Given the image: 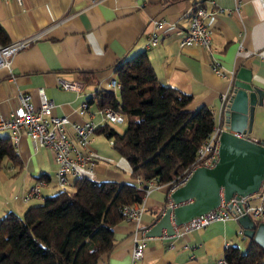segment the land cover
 I'll return each instance as SVG.
<instances>
[{
	"label": "crops",
	"instance_id": "obj_1",
	"mask_svg": "<svg viewBox=\"0 0 264 264\" xmlns=\"http://www.w3.org/2000/svg\"><path fill=\"white\" fill-rule=\"evenodd\" d=\"M206 6L211 11L206 22L213 29V55L230 72L227 76L211 67L208 48L181 44L191 22L193 0L167 4L164 0H23L22 4L0 0V23L9 40L41 31L37 40L13 56L10 67H0V114L8 115L16 108L20 91L29 92L39 105L38 88L43 86L55 102L54 113L65 114L72 122L94 120L99 125L105 121L98 91L114 89L110 82L117 79L118 60L147 49L165 85L193 94L192 108L207 104L219 116L221 95L232 88V71L245 65L251 68L254 81L264 87V0H207ZM155 18L165 22L159 30V41L148 46ZM80 70H91L93 79L82 78ZM59 77L81 80L82 87H61ZM114 90L119 94L120 86ZM84 103L86 110L81 112ZM124 121L112 123L122 130L127 126V119ZM68 129L74 136L72 123ZM251 134L264 137V108L257 114ZM0 136L10 137L18 156V161L8 154L0 159L1 219L9 210L23 213L59 188L57 161L50 148L37 146L25 131L16 139L12 127H0ZM84 150L95 161L87 176L99 181L132 180V166L113 146V137L95 132ZM40 180L42 195L27 199L31 186ZM254 197L259 199L254 201ZM166 202L165 185L146 193L140 222L125 217L116 225V245L101 255L100 264H217L225 255L227 242L241 248L236 233L242 224L236 218L213 220L185 233L167 231L166 236L165 228L161 234L148 235V228ZM252 202H264V191L254 194ZM138 225L139 234L146 229L147 246L144 256L134 259ZM249 243L248 237L246 247Z\"/></svg>",
	"mask_w": 264,
	"mask_h": 264
},
{
	"label": "trees",
	"instance_id": "obj_2",
	"mask_svg": "<svg viewBox=\"0 0 264 264\" xmlns=\"http://www.w3.org/2000/svg\"><path fill=\"white\" fill-rule=\"evenodd\" d=\"M206 2L193 0L196 6ZM5 33L0 23L3 43L10 41ZM115 70L120 93L101 89L98 99L102 108L124 109L127 126L121 131L105 121L95 132L113 137V146L132 166V180L78 176L73 190L60 188L23 213L9 210L0 219V264H100L101 255L116 245L115 227L125 218L124 204L143 201L145 189L137 185V177H156L168 191L173 179L191 166L214 126L212 108H192L193 94L165 85L147 49L118 60ZM80 75L93 79L91 70H80ZM6 154L18 161L10 137L0 136V159ZM224 256L230 264H264V247L250 238L246 250L230 244Z\"/></svg>",
	"mask_w": 264,
	"mask_h": 264
},
{
	"label": "built area",
	"instance_id": "obj_3",
	"mask_svg": "<svg viewBox=\"0 0 264 264\" xmlns=\"http://www.w3.org/2000/svg\"><path fill=\"white\" fill-rule=\"evenodd\" d=\"M20 4L23 0H17ZM95 1V0H94ZM211 11L206 5H194L191 15V22L186 28L181 44H199L208 48L212 54L210 61L211 67L222 76L230 75V72L224 69L219 58L213 55L214 48L212 46V27L206 22V18ZM165 20L162 18L154 19V28L150 32L148 46L156 44L159 41V30L164 26ZM41 36V31H36L20 38L12 39L9 42H0V67L11 66L13 56L20 50L27 47L33 41ZM232 76L234 71L231 72ZM61 87L79 90L82 87L81 80H68L62 77L58 78ZM110 86L114 89L120 86L118 79L114 78L110 82ZM40 94V104L36 105L29 92L20 91L17 95L18 105L8 115L0 114V127H12L14 129V137L18 139L20 132L25 131L36 143L37 146H46L50 148L55 155L57 161V182L64 190H72L73 180L78 176L86 175L92 172L95 161L90 152L84 149L89 145L92 136L95 133L98 123L94 120H86L83 122H72L69 116L65 114H57L53 112L55 102L50 98L43 86L38 88ZM229 93L224 92L221 95V106L219 116L213 110L214 126L208 133L203 143L199 146L197 154L191 166L186 172L175 179L168 189V196L171 197L172 191L184 183L194 168L199 165L212 166L215 164L218 154L220 137L224 129L222 113L227 102ZM86 110V103L83 104L81 112ZM104 121L118 122L127 119V112L120 108L108 105L101 109ZM72 123L74 128V136L71 135L68 124ZM43 181L31 186L26 194V198L32 196H41V184ZM137 185L145 189V194L155 187L164 186L165 183L158 178L137 177ZM260 191H264V178L262 180ZM253 194L240 195L233 194L228 200L222 197L221 203L202 213L192 216L190 219L175 225L174 233H185L194 228L207 225L213 220H226L236 218L243 214L249 213L256 220H264V202H252ZM170 203L173 200L170 198ZM125 217L140 222L142 214L145 210V204L141 202H128L123 206ZM141 227L138 225L134 234L133 258L139 259L144 256L147 241L144 229L139 234ZM240 234H244L243 226L239 229ZM165 235L169 233L165 231ZM226 243V248L230 245ZM217 264H230L226 256H222L217 260Z\"/></svg>",
	"mask_w": 264,
	"mask_h": 264
},
{
	"label": "water",
	"instance_id": "obj_4",
	"mask_svg": "<svg viewBox=\"0 0 264 264\" xmlns=\"http://www.w3.org/2000/svg\"><path fill=\"white\" fill-rule=\"evenodd\" d=\"M264 108V87L253 79L251 68L242 65L233 74L232 88L223 110L219 154L214 165H199L189 178L168 196L148 235L173 233L175 225L218 206L222 197L259 194L264 178V140L252 136L257 114ZM170 198L174 204L170 203ZM238 221L244 236L264 247V220L243 213Z\"/></svg>",
	"mask_w": 264,
	"mask_h": 264
},
{
	"label": "rangeland",
	"instance_id": "obj_5",
	"mask_svg": "<svg viewBox=\"0 0 264 264\" xmlns=\"http://www.w3.org/2000/svg\"><path fill=\"white\" fill-rule=\"evenodd\" d=\"M122 123H123V125H125V121L122 122ZM122 123H118V124H122ZM123 129H124V128H122V130H123ZM122 130H121V131H122ZM259 139L264 140V137H261V138H259ZM57 187H58L59 189L61 188V186H60V184H59L58 182H57ZM71 189L73 190V189H74V186H72ZM256 198H257V197H256ZM256 198L254 197L253 200L256 201ZM257 199H259V198H257ZM38 200H39V199H38ZM42 200H43V198L40 199V201H42ZM247 238H248V237L244 236V234L236 233V240L239 241L242 250H246V249H247V247H246V245H245V242H246Z\"/></svg>",
	"mask_w": 264,
	"mask_h": 264
}]
</instances>
